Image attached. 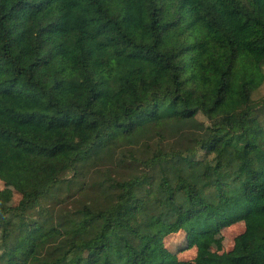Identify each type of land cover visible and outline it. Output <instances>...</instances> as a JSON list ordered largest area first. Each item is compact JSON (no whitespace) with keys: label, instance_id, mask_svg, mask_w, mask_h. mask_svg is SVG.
<instances>
[{"label":"trees","instance_id":"1","mask_svg":"<svg viewBox=\"0 0 264 264\" xmlns=\"http://www.w3.org/2000/svg\"><path fill=\"white\" fill-rule=\"evenodd\" d=\"M263 84L264 0H0V264H264Z\"/></svg>","mask_w":264,"mask_h":264},{"label":"rangeland","instance_id":"2","mask_svg":"<svg viewBox=\"0 0 264 264\" xmlns=\"http://www.w3.org/2000/svg\"><path fill=\"white\" fill-rule=\"evenodd\" d=\"M262 94H264V84L256 91L255 97H259ZM115 169L119 170L120 174L123 176L128 175L132 171V169L127 168V166L119 167L117 165ZM69 195L70 194L63 189L58 194L59 202L57 204H54L55 200L53 198L47 199L45 203L47 205L56 206L55 209L59 210L62 203L70 205L72 198ZM0 197L8 205H15L20 196L11 187L5 185L2 180H0ZM243 230L244 223L239 221L228 227L222 228L218 233H215L214 236L221 240L222 248L228 250L232 247L235 236ZM163 243L167 249L177 256L181 264H203L208 254L216 249V244L212 241H204L200 245L189 246L186 240V234L183 230L164 236Z\"/></svg>","mask_w":264,"mask_h":264}]
</instances>
